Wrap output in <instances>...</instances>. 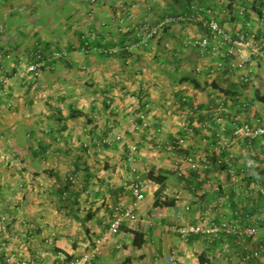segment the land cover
<instances>
[{"label": "crops", "instance_id": "obj_1", "mask_svg": "<svg viewBox=\"0 0 264 264\" xmlns=\"http://www.w3.org/2000/svg\"><path fill=\"white\" fill-rule=\"evenodd\" d=\"M39 1L0 0V56L7 78V84L0 89V216L11 220L0 232V245L13 248V254L23 255L32 264L49 260L70 263L87 246L83 242L86 235L100 232L103 212L93 209L90 219L75 223L73 211L78 206L73 203L71 207L63 204V209L54 208L45 197L59 192L66 200L69 194H81L80 189L60 187L62 179L73 177L94 182L99 179L104 186L101 191L112 189L111 197L116 201L122 198L130 202L131 195L119 186L122 179L135 175L145 186V199L137 210L138 221L122 228L117 236L120 242L116 239L105 243L103 255L94 264H244L243 246L235 237L215 241L203 236L185 238L164 228L194 225L200 218L217 224L240 220L242 226L258 224L249 248L264 241V196L254 185L264 188V141H257L251 151L242 141L227 144L231 132L224 121L208 128L206 123L203 125L217 104L229 97L227 92H236L240 99L238 107L229 109L231 114L241 120L255 115L264 122V60L251 57L241 64L238 59L229 61L210 55L204 61L201 51V58L198 54L193 57L195 50L181 45V39H187V32L203 35L198 27L187 32L171 28L159 34L155 44L149 41V45L137 50L127 44L128 39L106 44L107 37H114L109 25L118 18L123 23L127 20L131 28L136 27L128 35L135 38L144 26V17L159 13L161 2H165L163 18L176 14L177 7L181 13L188 0H121L127 3L121 10L110 8L118 0H97L93 5L89 0ZM150 1L154 5H149ZM225 1L227 13H233L224 17L218 11H223ZM193 2L213 9L215 19L228 33L263 32V15L260 17L255 9L264 12V0H235L232 9L228 8L229 0L190 3ZM239 4L249 5L252 10L244 12L246 7ZM137 7V11H132ZM15 8L22 10L13 11ZM83 35L97 37L99 43L86 47ZM39 50L42 55L59 51L65 57L47 63L35 79L23 76L24 68L34 61ZM189 50L191 53L186 54ZM123 51L125 55L121 54ZM145 58L153 62L144 61ZM135 66L138 71L127 73ZM243 75L252 80L239 85L237 80ZM167 88L171 97L181 102L180 107L188 108L197 117L190 120L191 126L172 128L164 121L163 112L169 110L167 100L171 98ZM104 112L107 119L98 125L94 120ZM131 112L136 116L145 112L155 124L148 122L146 129L127 124L124 130L131 134L121 144L116 143L114 138L124 131L114 120L120 121L121 116ZM73 113L80 117L71 118ZM82 118L85 124L77 122ZM142 131V140L136 141L134 135ZM203 135L206 138L200 139ZM146 139H155L157 151L146 149L152 147L144 142ZM134 141L140 142L143 150L139 159L125 162V166L135 167L132 173L122 170V163L112 150L102 166L94 162L101 160L95 158L94 149L132 146ZM91 150L95 152L88 159ZM192 165H197L198 170H192ZM149 173L164 177L165 182L152 188L147 179ZM11 198L13 203L9 202ZM99 198L107 200L108 195L101 193ZM245 213H250L252 220L246 221L242 217ZM135 234L139 247L134 246ZM90 237L92 242L96 235ZM115 249L121 250L114 252ZM109 250L116 255H110ZM121 252L128 255H117ZM255 264H264V256Z\"/></svg>", "mask_w": 264, "mask_h": 264}, {"label": "built area", "instance_id": "obj_2", "mask_svg": "<svg viewBox=\"0 0 264 264\" xmlns=\"http://www.w3.org/2000/svg\"><path fill=\"white\" fill-rule=\"evenodd\" d=\"M45 0H40L39 3ZM93 5L97 0H89ZM22 8V7H21ZM21 8H15L13 11H20ZM26 8V7H25ZM178 21H198L202 23V26L206 30L207 34L198 35L190 41L193 47H198L202 51H207L210 55L218 56L229 61L233 59L240 60L241 64L249 62L251 57L262 58L264 60V27L263 32L260 35L257 33H247L242 30H238L235 34L228 33L219 23L214 19L211 10H207L202 7H191L190 13L180 14L176 19H166L165 21L157 24L155 27H151L147 31L148 40L158 35L162 29ZM262 22L264 25V12L262 16ZM91 35H85L83 39L88 38L89 41L93 38ZM85 46L89 47V43L85 42ZM35 59L32 63L24 68L25 77L35 79L39 76L42 68L47 64L65 57V54L59 51H50L42 55L40 50L34 55ZM222 65V63H221ZM213 71L210 72L212 76ZM5 68L3 66L0 56V87L3 88L7 84ZM252 80L249 75H243L238 80L239 85L248 84ZM34 81V80H33ZM0 88V89H1ZM240 100L238 101V106ZM230 107L225 106L224 103H220L218 107L210 114L211 122L206 123V127L211 125H219L223 122L224 114H231L229 112ZM141 119H145L142 115ZM230 137L227 144H237L239 142H245L249 150L254 151V144L257 141H264V122L260 117L253 115L247 120H241L238 117L230 118ZM142 128H148L147 122L141 123ZM187 128L188 125H184ZM182 143V140L179 141ZM261 151L264 154V146ZM253 153V152H252ZM192 170H198L197 165H192ZM137 178V177H136ZM71 181L73 179L70 178ZM256 187H259L258 193L264 196V188L259 184L254 183ZM123 191L128 192L132 200L130 202L124 201L119 198L113 204L108 207L110 209V215L107 217L105 224L107 226L108 236H118L122 228L126 225L133 224L137 221V210L139 204L145 199V186L142 181L137 179H129L122 184ZM111 198L108 195V199ZM246 221L252 220L250 213L242 215ZM7 220V217L0 216V231ZM258 224L254 223L253 226H242L240 220H230L217 224L208 218H200L198 223L185 227H176L167 225L164 230L166 232H174L182 237L188 238L190 236H203L210 241L220 240L222 237L231 236L235 237L237 242L243 246L242 260L244 264H255V262L264 256V241L256 244L255 247L249 248V244L258 232ZM105 239H94L92 246L86 254L81 255L66 264H93L100 256ZM4 245H0V254L5 252ZM1 256V255H0ZM21 255L7 254L5 255V264H28L25 260L21 259ZM1 260V259H0Z\"/></svg>", "mask_w": 264, "mask_h": 264}, {"label": "rangeland", "instance_id": "obj_3", "mask_svg": "<svg viewBox=\"0 0 264 264\" xmlns=\"http://www.w3.org/2000/svg\"><path fill=\"white\" fill-rule=\"evenodd\" d=\"M121 0H118V1H115V2H113L112 3V5L110 6V8H112V9H116V10H121L122 8H124V6H126V4L127 3H124V2H120ZM164 1H168V0H164ZM154 5V3H152V1H150L149 2V5ZM157 4H158V2H157ZM227 3H226V1L224 2V9H223V11H221V10H219L218 12L219 13H221V14H225L224 15V17L226 16V15H231V13H233V11H231L230 13H227L228 11H227V8L225 7V5H226ZM107 5H109V4H107ZM115 5V6H114ZM156 5V4H155ZM237 6H240L241 8H245L246 7V5L245 4H239V5H237ZM129 7V5H127V8ZM165 7V2L164 3H162L161 2V6L160 7H158V9H161V10H159V13H151L149 16H152V17H149V16H145L144 18H148V20H144V26L142 25L141 26V29H139V31H138V34L135 36V38H128V42L129 43H127L128 45H130V46H133V47H135L136 48V50L137 49H140L141 47H146L147 45H149V40H148V38H147V31L151 28V27H155L157 24H159V23H161V22H163V21H165L167 18H169V19H176V17L178 16V15H180V10L178 11V7L176 8V10L174 9V13H176L174 16L172 15V14H169V15H167V16H165V17H161V14L163 13V8ZM210 8V7H209ZM137 9H138V7L136 8V10H135V8H133L132 9V11H137ZM246 10L244 11V12H248V10H252L251 9V7L248 5L246 8H245ZM258 9V8H257ZM131 11V12H132ZM216 11V10H215ZM120 13H122V12H120ZM132 14H133V12H132ZM134 14H135V12H134ZM120 15V14H119ZM122 15V14H121ZM120 15V16H121ZM262 15H263V12H262ZM117 17V16H116ZM122 17H124L125 18V15H123ZM261 17V16H260ZM118 18V17H117ZM122 19V18H121ZM143 20V19H142ZM127 20H125L124 21V23L123 22H121L120 21V19L118 18V20H116L115 21V23H110L111 25H109V28L108 29H111V31H112V33H113V36L114 37H107L106 39H109V42H107L106 44L108 45L109 43H119L118 42V40H120V39H122V37L120 38H118L117 37V35L116 34H118V35H120L121 36V34L123 33V31L127 28V27H129V28H131L130 26H132V25H130V23H127L126 22ZM135 21H136V19H135ZM145 23H149V24H151L152 26H149V25H146L145 26ZM140 25V24H139ZM168 28V30H170L171 28H176V29H179V30H182V31H186V30H188L189 29V31H190V29H193L194 27H198L199 28V30L201 31V33L202 34H204V27L202 26V23L201 22H198V21H178V22H172L171 24H169V26H167ZM133 28V29H132ZM128 32H132L133 30H134V28L136 29V27H132ZM115 30V31H114ZM118 30V32L117 33H115L116 31ZM138 30V29H137ZM187 32V31H186ZM159 35V34H158ZM191 35H194V34H191V33H188L187 32V36H186V38L187 39H185V37H182V39H181V45H187L186 47H188V49L190 48V49H194L195 51L193 52V57H197V54L199 55V53H198V51H201L202 52V54H204V61H205V59H206V57H209L210 56V54H208L207 53V51H202L201 49H199V48H195V47H193V45L190 43V41H192V39L193 38H195L196 36H198V35H200V34H196V35H194V36H191ZM84 36V35H83ZM116 41H115V40ZM130 40H132L131 42H130ZM157 40V37L156 38H154V39H151V43L153 42V44H155L154 42ZM102 42V41H101ZM100 42V43H101ZM151 50H152V47L150 48ZM186 54L187 53H191L190 52V50L188 51V52H185ZM151 54V53H150ZM192 55H190V57H191ZM200 56V55H199ZM212 56H214V55H212ZM200 58H201V56H200ZM146 59L147 58H145L144 59V61H146ZM147 61H150V62H153V60H148L147 59ZM139 62V61H138ZM147 66H149V65H147ZM134 70H136V71H138V69H137V66H135L134 67V69H131V68H129L128 69V72L127 73H129L130 71H134ZM146 74H148V72H150V70H148V67L146 68ZM155 70H152V72H154ZM142 73V72H141ZM213 75V74H212ZM236 85H237V83H236ZM2 89V88H1ZM120 91V89L118 90V92ZM167 93L169 94V96L171 97V95H172V93L170 92V89L169 88H167ZM240 99H235V101H233V99H232V96H229V97H227L226 99H224L223 101H222V103H224V105L225 106H228V107H230V109H232L233 107H238V101H239ZM167 102H169V104L167 105V108L169 107V110L168 111H166L165 113L163 112V115L166 117V118H164V121L166 122V124L167 125H170V127H182L183 128V124L185 125H188V126H191V122H190V120H192V121H194V120H196L197 119V117H194L193 116V114H191L190 112H189V109L187 108V109H183V107L181 106L180 107V101L178 100V99H176V98H173V97H171L169 100H167ZM182 103H186V102H182ZM220 103L221 102H219L217 105H220ZM217 108V107H216ZM138 112L140 111V110H137ZM237 111V110H236ZM235 111V112H236ZM168 112V113H167ZM100 112H98V114H99ZM146 113L145 112H143L142 114H138L137 116L135 115V113H133V112H131V113H129L128 115H123V116H121L122 117V119L119 121V120H114L115 121V123H117V125H120L121 127H122V129L121 130H123L124 132H122V134H120L119 133V136H116L114 139V141L116 142V143H119V144H121L120 142H121V140H124L125 138L127 139V135H130L131 133L130 132H127V131H125L124 130V126L125 125H127V124H130V123H132V124H139V125H141V123L142 122H149L150 124L149 125H154L155 124V122H154V120L153 119H151L150 117H149V119H148V117L145 115ZM234 114V113H233ZM233 114H224V115H226L227 116V118L225 119V116H224V123L227 125V126H230V124H231V121H230V118L231 117H237V115H233ZM142 115H144L145 116V119L143 120V119H141V116ZM107 114L104 112L103 113V115H102V117L100 116V117H96L95 118V120H94V122H96V123H98V125H100V124H104V122L106 121V119H107ZM153 117H157V116H154L153 115ZM161 117V116H160ZM109 119V118H108ZM156 119V118H155ZM158 119V118H157ZM109 121H110V119H109ZM78 123H81V124H85V122H86V120L85 119H80V121H77ZM204 123H203V125L205 124V123H207V122H209V124L210 123H212L211 122V118L210 117H208V121L206 122V121H203ZM223 123H221V124H219V125H222ZM206 125V124H205ZM204 125V126H205ZM196 129V128H195ZM138 132V131H137ZM231 132V131H230ZM142 134H144V131H142V132H139V133H136V135H134V137L136 138V141H138L139 139L140 140H142L141 138V136H142ZM147 134V136L149 137V135H151L150 133H146ZM122 135H123V137H122ZM202 138H206V136L205 135H203L200 139H202ZM155 140V139H154ZM154 140H151V139H146V140H144V142H146V143H149L152 147L151 148H146L148 151H153V150H155L156 149V147H158L159 145L157 144V143H154ZM174 141H176V142H179V140H178V138H175V139H173ZM183 140H186V139H183ZM189 139H187V141H188ZM135 142V141H134ZM153 142V143H152ZM172 145H174V144H172ZM140 146H141V143L140 142H135V144H133L132 146H126L125 144H122V145H119V146H116L115 148H111V147H109V149H105V151L106 152H108V153H106L105 151H104V149L102 148L101 150H97V149H94L95 151H96V154H95V158H100L101 160L99 161H96V160H94V162L95 163H98V164H100L101 166L103 165V162L105 161V158H108L109 159V152H110V150H112L113 152H112V154L115 156V157H117V160L118 161H121V163H122V170H124V171H126V172H133V171H135V167L133 166V165H129V166H125V162H128V164L129 163H132V162H134L136 159H139L138 158V156H139V154L141 153V150H143V149H140ZM175 146L176 147H179L180 146V144H175ZM177 150L178 151H181V149H178L177 148ZM95 151H90L91 153H87V157H88V159H92V156H93V154H94V152ZM102 151H104V154H103V152ZM156 151H157V149H156ZM107 163V162H106ZM109 165V164H108ZM100 166V167H101ZM134 174V173H133ZM71 179H73V181H71L69 178H67L66 180L65 179H62V181H61V184L60 185H62V186H60L61 187V189H63V187H65L66 189H67V187H69V188H71V187H73V189H80L81 190V194H80V192H74V193H72L70 196L68 195L67 196V198H66V200H65V197H63V195L62 194H60L59 192H55V193H52V194H49V196H47V197H45L44 195V197H45V199L46 200H49L51 203H53L54 204V208H56L57 206L58 207H61V209H63V204L64 205H66V208L69 206V207H71L72 206V204L74 203V206H78V210L77 209H75L76 211H73V212H76V215H74V221L73 222H75V223H79V222H83L92 212V210L93 209H99V210H101L102 212H103V216H101V219H100V221H99V223H100V226L102 227L101 229H100V232L99 233H97V234H87L86 235V237L83 239V242H85V244H87V246H84L83 247V252H81V254H78V255H84V254H86L87 253V251L89 250V248L92 246V243H93V241L91 242V237H90V235H92V236H95L96 235V238H94V239H98V238H100V239H105V242H104V244H103V247H102V250H101V253H100V255H103V248H104V246L106 245V244H108V243H110V242H112V241H115L116 239H118L117 238V236H108V234H107V226H106V224H104L103 223V220L104 221H106V219H107V217L110 215V209H109V205L110 204H113L116 200L114 199V198H109V199H107V200H103L102 198H104V197H102V198H99L98 200H97V197L99 196V195H101V193H105L106 195H110V196H114V194L112 193L113 191H112V189H102V191L100 190V188L102 187H104L101 183H99V179H96V182H94V181H84L83 179H76V178H71ZM129 179H137V181H142L141 180V178L140 177H137L136 178V176L135 175H132V176H127L126 178H125V180H123L122 179V181H121V184H120V186H119V188L120 189H122V184L125 182V181H127V180H129ZM104 181V180H103ZM76 186V188H74L75 186ZM108 185H109V183H108ZM81 187V188H80ZM60 189V188H59ZM83 189V190H82ZM69 191V190H68ZM77 193V194H76ZM44 194V193H43ZM75 195H78L77 196V198H75ZM72 196H74V197H72ZM24 198V200L26 199L25 198V196L24 197H22V199ZM42 199H44L43 197H42ZM63 199V200H62ZM8 200V199H7ZM16 200V199H15ZM9 201V200H8ZM13 201L14 200H12V198L10 199V203H13ZM103 201V202H102ZM107 201V202H106ZM40 203H42V202H40ZM73 212H71V213H73ZM70 213V214H71ZM70 214H65V216H73V215H70ZM149 214V213H148ZM62 215H64V214H61V216ZM78 215V216H77ZM137 216H138V212H137ZM11 220L9 219V217L7 218V220H6V222H5V224H4V226H3V229H4V227L6 226L7 227V223H9ZM137 221H138V218H137ZM3 229L0 231V232H2L3 231ZM119 240V239H118ZM121 240H119V242H120ZM106 243V244H105ZM121 245H123L124 246V244H121ZM78 247V246H77ZM4 248L6 249L5 250V252H2L0 255V264H5V262H4V259H5V255L6 254H13L14 253V250H13V248L12 249H9L10 247H6V246H4ZM8 249V250H7ZM121 249H118V250H116L115 249V251L114 252H117V251H120ZM111 252L110 250H109V253H110V255H116L114 252ZM117 255H128L127 253H123V252H121L120 254H117ZM21 257V259H23V260H25L26 261V263H28V264H32L31 262H29V260H27V258L26 257H24L23 255H21L20 256ZM98 260V259H97ZM63 262H57L56 260H49V261H47V262H42L41 264H62ZM63 264H65V263H63ZM94 264V263H93Z\"/></svg>", "mask_w": 264, "mask_h": 264}, {"label": "trees", "instance_id": "obj_4", "mask_svg": "<svg viewBox=\"0 0 264 264\" xmlns=\"http://www.w3.org/2000/svg\"><path fill=\"white\" fill-rule=\"evenodd\" d=\"M191 1H193V0H188V2H187V6H186V9L185 10H183L180 14H188V13H190V9H191V7H202V8H205V9H207V10H211L212 11V15H213V17H214V19H215V16H214V11H213V9H211V8H209V7H204V6H202V5H200L199 3H190ZM235 0H229V4H228V8L229 9H232V4H233V2H234ZM255 11H257V14L258 15H260V16H262V11H260V10H257V9H255ZM169 15V14H168ZM173 16L175 15V14H172ZM216 20V19H215ZM217 21V20H216ZM218 22V21H217ZM219 23V25L222 27V25L220 24V22H218ZM167 26H169V25H167ZM167 26H165L163 29H162V31L159 33L160 35H162V34H164L168 29V27ZM204 34H207V32H206V30L204 29ZM128 35H130V32H127V31H125V32H123L122 33V40L123 41H125L126 39H128ZM85 36V35H84ZM84 36H82V39H83V37ZM156 37H158V35H156V36H154V37H152L151 39H154V38H156ZM151 39L149 40V41H151ZM85 42H88L89 43V46L91 47V46H94V43L95 42H97L98 41V43H99V39H97V37H94L93 38V40L91 41H89V39L88 38H85V39H83ZM124 44H125V42H123ZM87 47V46H86ZM195 48H198V47H195ZM105 52H103V54H104ZM108 54V53H107ZM121 54H123V55H125L126 54V52L125 51H123ZM226 60H228V59H226ZM43 69V68H42ZM184 81L185 82H191L189 79H184ZM226 94H229L228 96H232V99H233V101H235V99H238L237 98V93L236 92H227ZM185 104H187V103H185ZM77 117H80V115H77L76 113H73V114H71V118H77ZM147 179H148V182H149V184L152 186V188H158L159 186H161L164 182H165V178L164 177H161V176H154L152 173H149L148 174V176H147ZM155 205H157V206H159L158 204H156L155 203ZM163 206H165L164 204H163ZM91 217L90 216H88V219H90ZM136 236H137V234H135V243H134V246H138L139 247V245L137 244V242H136ZM201 264H204L202 261H201Z\"/></svg>", "mask_w": 264, "mask_h": 264}]
</instances>
